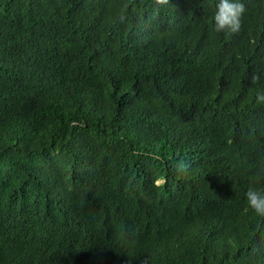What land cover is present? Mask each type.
<instances>
[{
	"label": "trees",
	"instance_id": "trees-1",
	"mask_svg": "<svg viewBox=\"0 0 264 264\" xmlns=\"http://www.w3.org/2000/svg\"><path fill=\"white\" fill-rule=\"evenodd\" d=\"M216 2L0 0V264H264V0Z\"/></svg>",
	"mask_w": 264,
	"mask_h": 264
},
{
	"label": "clouds",
	"instance_id": "clouds-1",
	"mask_svg": "<svg viewBox=\"0 0 264 264\" xmlns=\"http://www.w3.org/2000/svg\"><path fill=\"white\" fill-rule=\"evenodd\" d=\"M157 3L167 5L169 0H157ZM246 11L244 0H217L210 18L211 26L217 33H238ZM119 22H125L123 16L119 18ZM255 82L256 78L253 77V83ZM256 102L264 103V88L257 89ZM258 171L264 173V161L258 166ZM244 197L248 208L257 216L264 217V186L250 184L244 192Z\"/></svg>",
	"mask_w": 264,
	"mask_h": 264
}]
</instances>
